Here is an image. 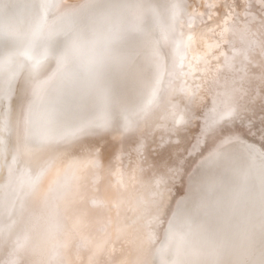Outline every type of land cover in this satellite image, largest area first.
Here are the masks:
<instances>
[{"label":"bare ground","instance_id":"obj_1","mask_svg":"<svg viewBox=\"0 0 264 264\" xmlns=\"http://www.w3.org/2000/svg\"><path fill=\"white\" fill-rule=\"evenodd\" d=\"M247 1L249 7L255 4ZM90 2L62 0L73 9ZM94 2L104 7L82 26L72 23L61 0H50L46 13L42 0H0V41L8 40L12 53H28L6 57L0 49V103L12 91L17 97L15 160L4 157L7 143L0 136V194L10 193L7 201H0V264H70L78 259L72 252L81 249L89 252L87 262L103 264L106 254H113L92 239L85 225L89 211L76 215L70 208L85 188L80 169L93 142L101 151L94 167L84 170L91 172L84 197L93 212L105 209L102 202L123 204L121 196L107 201L94 181L109 164L106 152L111 151L108 157L117 165L130 162L134 173L152 177L137 184L147 189L143 202L141 195L140 201L132 195L136 185L121 192L132 209L143 210L155 201L149 185L163 183L169 165L164 153L182 150L172 166L170 197L161 196L164 214L147 232L143 264L177 259L168 238L172 227L182 237L180 264H259L264 247V135L256 123L262 122L257 112L243 118L253 90L247 81L225 85L226 62L220 64L222 51L234 45L241 13L221 19L215 3L194 8L189 0ZM41 14L48 24L62 14L65 19L57 30L46 29L47 35L33 38ZM14 79L22 85H14ZM244 84L248 91L236 89ZM1 112L0 107L2 134ZM33 136L40 142L32 143ZM139 217L138 225L131 226L133 235L117 246L130 248L122 252L130 260L142 256L146 243L141 234L146 217ZM113 225L111 220L100 230L110 226L106 232L112 235Z\"/></svg>","mask_w":264,"mask_h":264},{"label":"rangeland","instance_id":"obj_2","mask_svg":"<svg viewBox=\"0 0 264 264\" xmlns=\"http://www.w3.org/2000/svg\"><path fill=\"white\" fill-rule=\"evenodd\" d=\"M72 1L78 2L81 0H72ZM189 1H190L189 2L190 7L192 6L194 8H196L195 6L205 7L206 5H209L210 3H215L216 7H215L214 11L217 13V15L220 16L221 19H223V17H226V16L231 17L232 15H237V14L241 13V16H242V20L240 21L241 27L239 28L237 34L234 31V33H235L234 45H232V47H229L228 48L229 50H227L226 53L222 51V54H223L222 58H224V59L221 61L220 64H224L226 62L225 67L227 68L226 71L228 72V76H226L225 85H229L232 88L236 83L241 84V83H244L245 81H247L246 87H248L250 89V91L253 90V98H252V100H250L251 108L245 110L246 112L244 111L242 116H243V118L246 115L253 116L254 113L257 112L256 115L258 117H256V118H257V120L260 118V121L262 122V124H260L259 120H258V123H256V124L258 125L262 134L264 135V78H262V73H264V0H263V2H260L262 0H256V1L252 0V4H254V3L255 4L250 6V7H249V4H247L248 3L247 0H223V2H220L222 0H214V1L213 0H189ZM246 1H247V3H246ZM220 3H223V4H220ZM216 4H219V6ZM217 6H218V8L220 7V9H218ZM221 8L224 10H222ZM228 9H229V11H228ZM225 11L229 14H227ZM246 14H247V16H246ZM207 58H208L207 60H211L212 59L211 54H209L207 56ZM200 81H202L201 77H198L197 82L200 83ZM17 82H18V80L14 79L13 84L16 85ZM13 84H12V86H13ZM251 84L253 85V87L250 86ZM18 85H22V83H19ZM246 87L244 84V85H240L236 89L243 88V89L247 90ZM248 93L242 95V98L246 99L249 96ZM14 94H15V92L12 91V92H10V94H8L7 97H4V98L2 97L3 99H2V102L0 103L1 104L0 107H1V111H2L1 112L2 113L1 119H2V122L4 125V129L2 131L3 135L0 133V136L7 143V144L5 143L7 146V149H6V153L4 152V157L8 155V158H7L8 162L13 161L16 158V156L13 155L15 153L14 152V147H15V135H14V131H15L14 126L15 125L14 124L16 123L15 117H16V113H17V99H16L17 97ZM254 108H256V109H254ZM240 114H242V113H240ZM13 120H15V121H13ZM238 121H239V119H238ZM8 123H9V125H8ZM12 133H13V136H11ZM97 147H98V145L95 144V142L88 144V150L89 151H88V153L86 152L87 154L85 155L87 162L84 161L83 167H81V169H80V171L82 170V172L85 173L83 175L85 177V179L83 176L80 177L82 182L85 184V188H83V191L80 192V199L77 201H74V203L70 206V208L73 209V214H76V215H77V213H79L80 210L89 211L88 214H90V215H88V218L86 217V224L85 225L88 229L91 230V233L93 232L94 237H92V239H96L98 241V243L103 244L104 247H107L109 249V251L111 253H113L112 255H109V256L106 254L107 257L104 258L106 260L103 261L104 262L103 264H114V263L116 264L118 259H119L118 264H120L122 262H123V264H126L125 263L126 261H128L127 262L128 264H143V260H144L143 257H144V255H146V253L148 251L147 244H148L149 238H148L147 232L149 230L154 229V227L160 223V220L164 214L162 209H161V207H163V198L161 196L165 195L164 200L168 199V197H170V194H171L170 190H172L171 185H172V181H173V172H174L172 166H173L174 162L176 163L177 161H179L178 159H179L180 155L182 154V150L180 152H176L174 150L175 149L174 148L173 151L170 152V155H168L167 152L164 153L167 156L166 160L168 161L169 165L168 164L166 165L167 171H165V176H163V183L157 184L155 182L153 185H149V187L151 188L150 191H154L153 196H155V201L149 202L148 207H150V208H146L143 210L142 209L137 210V208L132 209L133 206H132L130 199L128 201L124 202L123 195H125V194H122L121 192L123 190H126V189L131 190L136 185L135 188L138 187L136 189L137 191H135L136 193L133 192L132 195L137 196L139 194L141 196H139V195L138 196L141 199H142V197L146 198L148 192L146 193L147 189L144 188L145 185L140 186L137 184L146 183L147 181L150 182L152 177H150L151 178L150 179V178H148V175H145L144 173H141V172L139 173L137 171H135V173H134V170H132L131 168L129 169L130 162H129V164L126 162V164H128V165L124 164L125 168H124L123 164L117 165V163H116V162H118L117 160L113 159V157L112 158L108 157V156L112 155V154H110L111 151L106 152L105 155H107L106 159H107V162H109V164L107 163L106 168H104L103 171L100 174H98L100 176H98V175L95 176V177H98V178L100 177V178L99 179L96 178L94 181L97 180L98 184H100L98 190L108 199L107 201H109V199L113 200L114 197L121 196V198L123 200V204H121L122 207L121 206L118 207L113 202H112L113 206L111 203L102 202L101 203L102 206H100V207H104L105 209L97 211V212H93L92 210H89V208L86 207L89 205V203H88L89 201H86V198L84 197V194H86V197L88 196L87 193H88V190L90 188V186L88 185V181L90 179L91 172L86 173V172H84V170L87 171L89 166H92V168L94 167L92 162H94V160H96L95 158H97L99 151H101ZM111 163H113L112 165L114 167L109 166V165H111ZM13 164L16 165V163H13ZM115 165H117V166H115ZM119 166H120V169H119ZM16 167H17V165H16ZM113 169H115V171ZM128 169H129V171H128ZM135 169H137V168H135ZM19 170L20 169H18L17 173H19ZM104 170L106 172H108V173H106L107 175H105ZM124 170H127L128 175L126 173H124V175H123ZM113 172H116V173H113ZM117 174H118V176H117ZM94 175H92V178H94ZM123 176L125 177V180H124ZM123 181H126V183L124 184ZM105 182H106V184L107 183L109 184V185L107 184L108 187L110 186L109 191H107L105 189L107 185H105L104 189H102ZM133 182H134V184H132ZM115 183H116V185H115ZM98 184H96V185H98ZM126 186H129V188ZM96 192H98L97 189H96ZM117 192H119V195H116ZM138 196L136 198H139ZM140 198L137 200L140 201L141 200ZM140 202H143V199ZM90 206L93 207V205H91V204H90ZM154 206H155V208H154L155 213L151 214L150 209L153 208ZM112 212H114V213H112ZM136 213H138V215H139V213H140V215L142 213L146 217V223L144 226H142V229H141V234L145 235L144 240L146 241V243L144 244V248H141V255L142 256L140 258L135 259V260H130L131 256L130 257H129V255L125 256L126 254L122 256V254L125 251H127L128 249L130 251V248L128 246L124 247V245H122L123 247H121V248H119L117 246H118V244L121 243L122 239H124L126 236L130 237L131 235H133V232L131 233V230H133L131 228V226L134 224L138 225V222L141 221L140 220L141 217H139L140 215L138 216L139 219L136 218L134 220V218H135L134 215ZM95 219H99V220H95ZM111 220L113 221V224H114L113 227L116 226V228H115L116 232L114 231V233L112 235L110 234V231L106 232L110 226L106 229V231L100 230L101 226L105 229L104 226H106L107 224H111ZM99 236H104L105 238H103L102 241H100ZM77 243L78 242H76V245H75V242H73L72 244H74V246H77ZM81 252H82V254H81ZM81 252H80V250L78 252H75L76 254H74L72 252V254L74 256H76V257L78 256L77 258L79 260L76 259L75 261H70V264H92V263L87 262V260L90 257V256L87 257L89 252L85 251L84 249H81ZM116 254H118V256ZM120 259L122 260V262ZM68 260H69V257H68Z\"/></svg>","mask_w":264,"mask_h":264},{"label":"snow or ice","instance_id":"obj_3","mask_svg":"<svg viewBox=\"0 0 264 264\" xmlns=\"http://www.w3.org/2000/svg\"><path fill=\"white\" fill-rule=\"evenodd\" d=\"M50 6V0H42V3L40 4V7L44 10V13L47 12L48 8ZM60 7H64L66 9V15L71 17V21L73 24L76 25H82L87 26L89 23L92 22L93 17L95 15V11L101 7H104V5L90 2L88 4L79 5L76 8H70L69 6H65L61 4ZM135 7H140V5H135ZM65 19V15H60L56 17V20L52 22V24H48V22L45 19V15L41 14L37 17L35 24L33 26V38L39 37L41 35H47L48 32L57 30L58 29V22L63 21ZM48 30L46 32L45 30ZM12 47L10 42L8 40L0 41V49L3 50L4 55L11 56V55H27V52L24 53H12L9 51V49ZM262 78H264V73H262ZM29 88L31 90V84L29 85ZM32 143H39V138L37 136L31 137ZM198 182L196 178L193 179V184L196 185ZM10 193L6 190L4 193L0 194V201H7ZM260 201H261V207H262V214H264V180H262L261 183V189H260ZM168 238L171 244L175 245L174 251L175 256L177 259L170 261V264H180V261L178 259L180 254V243L179 241L182 239L180 234L177 232L175 227L170 228L168 233ZM250 264V262H249ZM259 264H264V247L261 249L260 254V260Z\"/></svg>","mask_w":264,"mask_h":264}]
</instances>
